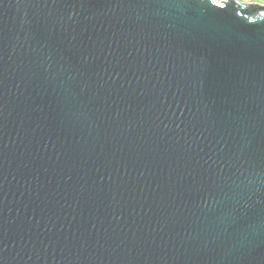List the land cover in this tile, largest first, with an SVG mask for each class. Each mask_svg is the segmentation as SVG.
<instances>
[{"label": "water", "instance_id": "1", "mask_svg": "<svg viewBox=\"0 0 264 264\" xmlns=\"http://www.w3.org/2000/svg\"><path fill=\"white\" fill-rule=\"evenodd\" d=\"M0 264H264V3L0 0Z\"/></svg>", "mask_w": 264, "mask_h": 264}, {"label": "rangeland", "instance_id": "2", "mask_svg": "<svg viewBox=\"0 0 264 264\" xmlns=\"http://www.w3.org/2000/svg\"><path fill=\"white\" fill-rule=\"evenodd\" d=\"M217 1H220V0H217ZM240 2H262L264 3V0H238Z\"/></svg>", "mask_w": 264, "mask_h": 264}]
</instances>
